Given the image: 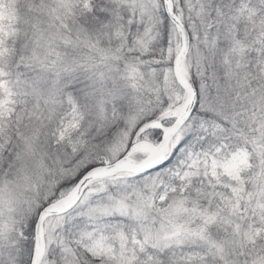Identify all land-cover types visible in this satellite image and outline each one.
<instances>
[{"label": "snow or ice", "instance_id": "snow-or-ice-1", "mask_svg": "<svg viewBox=\"0 0 264 264\" xmlns=\"http://www.w3.org/2000/svg\"><path fill=\"white\" fill-rule=\"evenodd\" d=\"M0 264H264V0H0Z\"/></svg>", "mask_w": 264, "mask_h": 264}]
</instances>
